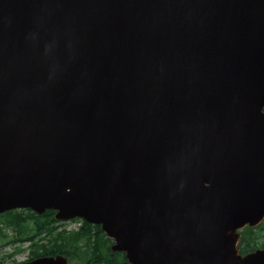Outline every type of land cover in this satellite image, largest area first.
<instances>
[{
  "label": "water",
  "instance_id": "1",
  "mask_svg": "<svg viewBox=\"0 0 264 264\" xmlns=\"http://www.w3.org/2000/svg\"><path fill=\"white\" fill-rule=\"evenodd\" d=\"M14 210L99 226L129 264H264L237 249L264 219V0H0Z\"/></svg>",
  "mask_w": 264,
  "mask_h": 264
},
{
  "label": "trees",
  "instance_id": "2",
  "mask_svg": "<svg viewBox=\"0 0 264 264\" xmlns=\"http://www.w3.org/2000/svg\"><path fill=\"white\" fill-rule=\"evenodd\" d=\"M54 216L55 212L50 210L42 215L30 210L1 214L0 250L9 247L12 251L0 256V264H7L8 260L23 251L28 252L25 261L61 255L72 264H129L123 253L112 252L113 242L99 226L75 219L71 222L78 226L67 229ZM263 248L264 219L255 227L246 226L238 231L237 249L240 255Z\"/></svg>",
  "mask_w": 264,
  "mask_h": 264
},
{
  "label": "rangeland",
  "instance_id": "3",
  "mask_svg": "<svg viewBox=\"0 0 264 264\" xmlns=\"http://www.w3.org/2000/svg\"><path fill=\"white\" fill-rule=\"evenodd\" d=\"M77 226H78L77 223H69V224L64 225V227L67 229H73V228H76ZM11 251H12V249L9 247L3 248L2 250H0V256H2L5 253H10ZM27 256H28L27 251L20 252V253L16 254L14 257H12L10 260H8L7 264L21 263L27 259Z\"/></svg>",
  "mask_w": 264,
  "mask_h": 264
}]
</instances>
